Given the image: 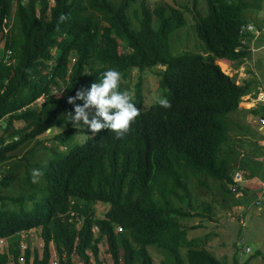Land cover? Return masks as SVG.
Returning <instances> with one entry per match:
<instances>
[{
  "label": "trees",
  "instance_id": "16d2710c",
  "mask_svg": "<svg viewBox=\"0 0 264 264\" xmlns=\"http://www.w3.org/2000/svg\"><path fill=\"white\" fill-rule=\"evenodd\" d=\"M206 1V16L197 0L194 9L205 56L173 54L171 35L186 26V17L171 5L152 9L143 0L134 22L130 10L138 0H17L15 9V0H0V166L36 141L23 156L18 188L15 170L0 168V239L41 229L44 240L42 255L22 254L21 241H14L0 252V264H21L22 256L24 264H50L51 242L58 264H75V254L90 264L87 252L98 260L103 238L113 264H155L151 247L163 254L161 264H225L200 239H189L182 225L205 215L197 212L191 181L220 182L223 200L233 195V206L264 196V185L242 197L248 201L235 199L244 190L235 189L234 174L251 179L259 171L248 161L232 171L229 115L242 109L256 78L239 84L219 65L238 67L251 55L241 34L248 4ZM158 66L166 67L155 75L168 108L146 104L144 79ZM108 69L120 72L118 90L138 109L119 138L107 129L82 133L66 114L73 107L67 98ZM259 107L250 112L263 117ZM18 121L22 128H15ZM49 130L54 135L47 145L39 138ZM34 168L40 174L33 178ZM98 204L109 206L104 218L97 216Z\"/></svg>",
  "mask_w": 264,
  "mask_h": 264
},
{
  "label": "rangeland",
  "instance_id": "374dc122",
  "mask_svg": "<svg viewBox=\"0 0 264 264\" xmlns=\"http://www.w3.org/2000/svg\"><path fill=\"white\" fill-rule=\"evenodd\" d=\"M119 2V0H114ZM143 0H138V2L130 10V15L132 20L135 22L136 14L139 12L141 2ZM147 4L152 8H157L160 6L171 5L185 14L186 26L171 35L170 44L173 54H183L185 52L193 54L205 55L204 43L199 39L196 32L197 17L195 14V1L196 0H146ZM248 7L244 9L243 17L247 21V24L254 25L256 32L258 34L253 35L250 38L251 49L253 50L251 57L248 59L246 64L249 71L252 73L247 74V79L257 78L260 85L254 87L252 92H259L260 88H264V0H244ZM17 0L14 2V8ZM198 9L203 16L208 13V5L206 0H197ZM156 20V19H155ZM252 42L254 44H252ZM121 51H124L123 47H120ZM206 56V55H205ZM235 64V63H234ZM232 65H221L222 70L226 75L230 76L232 79L241 84V75L232 71ZM242 66V65H241ZM240 66V67H241ZM236 67L235 65L233 66ZM159 69H164L162 66L156 67L152 72L146 74L144 79V90L146 96L147 106H151L156 103L162 95L159 93V78L155 75V72ZM241 71V70H240ZM138 72H133V83L129 85V89L132 88L133 92L137 82ZM254 75V76H253ZM255 80V79H254ZM262 80V81H261ZM256 81V80H255ZM126 91V90H125ZM42 103V100H40ZM251 101L247 99L243 104L246 108L242 107L240 110L231 113L230 122L232 125L230 137L232 139V149L231 153V166L232 171L239 170L240 163L242 161H248L252 169L259 171V174L251 179L244 178L241 183H237L238 186L235 189H243V192H239L237 196L240 200H249L245 197L247 193L255 191L260 184L261 175L264 174V127L261 128L259 125V120L261 114L256 115L250 112L252 109L259 107L264 112V102H260L255 108L252 107ZM254 107V106H253ZM250 108V109H249ZM250 110V111H249ZM228 116V117H229ZM5 124L3 121L0 122V137L3 135V127ZM24 123L18 121L15 123V128H22ZM81 132L87 131L85 128L80 129ZM59 131V130H57ZM81 136L83 141L89 133H85ZM88 132V131H87ZM52 132L41 136L39 139L44 140L46 144H49L48 139L53 137ZM36 141L26 148L20 149L17 152V156L9 160L5 165L0 166V168L5 170H15V175L13 176L15 189L18 188L20 184L21 170H23V156L26 151L31 149ZM40 151V150H39ZM41 152V151H40ZM20 160V162H19ZM263 163V166L261 165ZM4 167V169L2 168ZM232 172V173H233ZM8 173V172H7ZM4 173H0V177L4 176ZM235 178V177H234ZM208 184L207 187L199 186L198 180L191 181V188L195 199V204L197 207V212L199 215L205 214L203 216H194L187 218L182 221V225L187 231L189 239H200V243L204 248L212 252L218 259H220L225 264H264V196L262 193L250 201L247 205L241 203L239 205L233 206L234 196L225 195L226 200H223L221 183L212 180L211 178L205 179ZM239 181V180H236ZM235 182V181H234ZM13 183V184H14ZM236 183V182H235ZM244 186H243V185ZM242 185V186H241ZM15 189L10 188L9 193L16 195ZM5 192V191H4ZM20 192V191H19ZM18 192V193H19ZM16 193V194H14ZM260 201L262 204L258 205L256 201ZM203 203L207 204L205 209ZM109 209L108 205L98 204L96 206L97 216L99 218H104L105 213ZM243 220V222H241ZM80 225L78 224V228ZM97 227L94 230L97 232ZM27 234V239L24 236H17L8 241L7 245H4L2 250L6 247L10 249L14 241L20 242L25 241L24 245H27L38 251L42 255L44 251V240L41 236V229L30 230ZM27 240V242H26ZM52 249V259L50 264H58L59 259L57 257V252L55 244L51 242ZM33 252V251H32ZM150 252L154 258L155 264H161L164 256L156 248L151 247ZM89 255L90 264H98V260L104 264H113V255L109 250L108 242L106 238H103L99 244L98 249V260L95 254L91 250L87 252ZM73 261L75 264H85L83 259L78 255L73 256ZM25 263V262H24ZM23 263V264H24Z\"/></svg>",
  "mask_w": 264,
  "mask_h": 264
},
{
  "label": "clouds",
  "instance_id": "9594fccd",
  "mask_svg": "<svg viewBox=\"0 0 264 264\" xmlns=\"http://www.w3.org/2000/svg\"><path fill=\"white\" fill-rule=\"evenodd\" d=\"M63 19V16L59 17L60 21H63ZM251 37L252 34L246 35L248 39L246 46L252 53ZM248 58L244 60V63H248ZM223 63L219 62V65L221 66ZM225 64L229 63L226 62ZM120 79L121 74L119 71L108 69L102 72L98 82H93L86 90H77L74 96H69L66 102L73 107L71 112H66L68 123L75 129L86 128L92 133L107 129L115 133L117 138L127 132L130 122L138 115V109L131 102L127 92L118 90ZM243 98L241 103H243ZM76 101L80 103H76ZM158 104L164 108L170 107V103L165 97L159 98ZM39 174L38 169H31L33 178Z\"/></svg>",
  "mask_w": 264,
  "mask_h": 264
},
{
  "label": "built area",
  "instance_id": "2783aa9c",
  "mask_svg": "<svg viewBox=\"0 0 264 264\" xmlns=\"http://www.w3.org/2000/svg\"><path fill=\"white\" fill-rule=\"evenodd\" d=\"M255 29V27H254V25H252V24H248V25H244L243 27H242V30H241V34H242V36H243V38H242V43H243V45H247L248 44V39L246 38V35H248V34H252V35H256V34H258L257 32H256V30H254ZM228 66H230V65H232L231 67H232V71H235L237 74H240L241 75V84L243 83V81L244 80H248L247 78H246V76H247V74H249V72H247V67H246V63H244V64H242V66L240 67V69L239 68H234L233 67V64H227ZM241 70V71H240ZM225 73V72H224ZM226 74V73H225ZM238 83V82H237ZM240 84V83H239ZM247 99H249L251 102V105H252V107H250V108H255L256 106H258L259 105V103L260 102H262V101H264V88H260V91L258 92H251V93H249L248 95H246L244 98H243V103H242V105L245 103V101L247 100ZM254 106V107H253ZM243 107L244 108H246L244 105H243ZM249 108V109H250ZM259 125L261 126V127H264V117L263 118H260V120H259ZM234 181L236 182V183H241L242 181H243V175H242V173L241 172H236L235 174H234ZM236 180H239V181H236ZM256 203L258 204V205H260V204H262L260 201H256ZM241 222H243V220H241ZM21 236H24L26 239H27V234L26 233H22L21 234ZM8 241L9 240H6V239H0V252H3V250H2V248H3V246L4 245H7L8 244ZM26 242H27V240H26ZM21 248H22V254H25V252H26V250H30L31 252L32 251H34V249H32L31 247H29V246H27V245H24L25 244V241L23 242V241H21ZM20 262H21V264H23L25 261H24V258H23V256L20 258Z\"/></svg>",
  "mask_w": 264,
  "mask_h": 264
},
{
  "label": "crops",
  "instance_id": "0c3cea01",
  "mask_svg": "<svg viewBox=\"0 0 264 264\" xmlns=\"http://www.w3.org/2000/svg\"><path fill=\"white\" fill-rule=\"evenodd\" d=\"M251 24H253V23H251ZM252 37H253V35H252ZM252 44H254V43H252ZM252 48H253V46H251ZM254 49V48H253ZM252 54V53H251ZM250 57H251V55H250ZM249 60V59H248ZM222 65H227V64H225V63H223ZM234 66V65H233ZM247 72H251L252 73V71L250 70L249 71V69L247 68ZM253 74V73H252ZM254 76V75H253ZM262 81V80H261ZM260 85V82H259V80L256 78V87H258ZM264 85V84H263ZM262 102H264V101H262ZM250 111V110H249ZM264 183V182H263ZM263 183H261L260 182V186H263L264 184Z\"/></svg>",
  "mask_w": 264,
  "mask_h": 264
},
{
  "label": "water",
  "instance_id": "95a60500",
  "mask_svg": "<svg viewBox=\"0 0 264 264\" xmlns=\"http://www.w3.org/2000/svg\"><path fill=\"white\" fill-rule=\"evenodd\" d=\"M164 69H166V67H163ZM51 130H49L48 132H50Z\"/></svg>",
  "mask_w": 264,
  "mask_h": 264
},
{
  "label": "bare ground",
  "instance_id": "6f19581e",
  "mask_svg": "<svg viewBox=\"0 0 264 264\" xmlns=\"http://www.w3.org/2000/svg\"><path fill=\"white\" fill-rule=\"evenodd\" d=\"M247 25H248V24H247ZM240 40H241V39H240ZM252 43H253V42H252ZM244 46H245V45H244ZM242 185H243V184H242ZM242 185H241V186H242ZM243 186H244V185H243Z\"/></svg>",
  "mask_w": 264,
  "mask_h": 264
}]
</instances>
